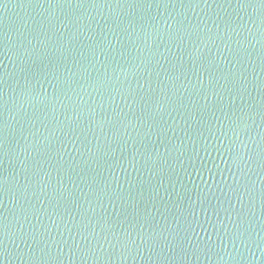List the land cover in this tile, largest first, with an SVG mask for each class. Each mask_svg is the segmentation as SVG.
Segmentation results:
<instances>
[{"label":"water","instance_id":"water-1","mask_svg":"<svg viewBox=\"0 0 264 264\" xmlns=\"http://www.w3.org/2000/svg\"><path fill=\"white\" fill-rule=\"evenodd\" d=\"M0 264H264V0H0Z\"/></svg>","mask_w":264,"mask_h":264}]
</instances>
